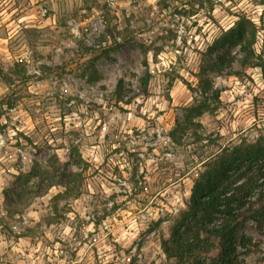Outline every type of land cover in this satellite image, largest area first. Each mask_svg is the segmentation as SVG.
I'll return each mask as SVG.
<instances>
[{
  "label": "rangeland",
  "instance_id": "374dc122",
  "mask_svg": "<svg viewBox=\"0 0 264 264\" xmlns=\"http://www.w3.org/2000/svg\"><path fill=\"white\" fill-rule=\"evenodd\" d=\"M242 19L254 55L213 50ZM261 66L264 0H0V264H179L203 162L264 125ZM236 247L264 264V220Z\"/></svg>",
  "mask_w": 264,
  "mask_h": 264
},
{
  "label": "trees",
  "instance_id": "16d2710c",
  "mask_svg": "<svg viewBox=\"0 0 264 264\" xmlns=\"http://www.w3.org/2000/svg\"><path fill=\"white\" fill-rule=\"evenodd\" d=\"M247 23L251 24L242 19L223 32L212 49L244 44L251 51L248 57L253 56L256 33L253 24L250 29ZM260 68L264 75V66ZM204 111L200 106L199 115ZM256 131L257 138L244 137L203 162L186 203L187 211L171 239L162 241L168 260L203 264L204 255L218 249L219 259L213 264L237 263L238 230L249 221L264 220V125Z\"/></svg>",
  "mask_w": 264,
  "mask_h": 264
}]
</instances>
